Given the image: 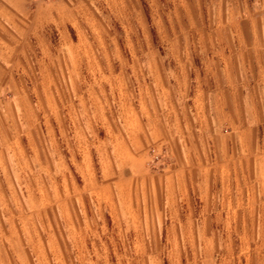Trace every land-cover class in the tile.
I'll use <instances>...</instances> for the list:
<instances>
[{
    "label": "rangeland",
    "instance_id": "obj_1",
    "mask_svg": "<svg viewBox=\"0 0 264 264\" xmlns=\"http://www.w3.org/2000/svg\"><path fill=\"white\" fill-rule=\"evenodd\" d=\"M41 1L56 20L18 0L24 19L0 45L1 228L30 214L61 245L49 240L50 264H264V123L232 122L264 113V0ZM59 3L79 27L62 25ZM110 129L132 157L116 154ZM180 166L191 202L172 205L164 185ZM179 206L196 216L191 235L167 234L189 221L157 219Z\"/></svg>",
    "mask_w": 264,
    "mask_h": 264
},
{
    "label": "crops",
    "instance_id": "obj_2",
    "mask_svg": "<svg viewBox=\"0 0 264 264\" xmlns=\"http://www.w3.org/2000/svg\"><path fill=\"white\" fill-rule=\"evenodd\" d=\"M35 1L37 2L35 9L32 10V13H30L33 15L34 19L44 11L48 15V21L56 20V5L54 6L51 3L50 5L47 3V1ZM17 4L18 0H0V45L7 41L8 36L11 34V29L16 32V28L21 26L19 20L22 21L24 19V12L21 8H18ZM58 6H60L59 14L62 25H71L74 28L79 27L78 16L75 13L76 10L67 3H59ZM3 58L5 57L2 56L0 50V67ZM244 98L247 103L251 99H254V97H251L250 95H247ZM259 99L260 101H264L263 96L258 97V100ZM195 105L198 115H201L203 111L201 92H198L196 95ZM234 107L236 108V103ZM124 108H126L127 121L131 124L130 135L132 141L136 144V147L143 149L145 147V141L142 136V123L140 117L138 114H135L134 111L129 112L133 107L127 102L124 103ZM244 117V119L240 116H238V118L234 117L232 122L251 125H260L264 123V113H261L259 110H256V112H250ZM255 129L256 128L254 126H247L238 133L243 146L248 152L251 149V139L254 138L256 131ZM110 134L115 140L114 147L116 154L119 155L122 160L132 157L130 141L120 133L113 134L111 129ZM252 154H254V152H252ZM258 156L263 155L259 154ZM258 156L256 157V162L264 163V161L259 159ZM261 163L256 169V171L259 172L256 180H259L262 183L255 184V186L264 187V167ZM164 187L166 189L165 196L168 198V202L172 205H182L183 203L191 202V199H189L191 198L190 184L188 181V176L185 174V169L183 167L180 166L175 168L172 173L168 174ZM18 218H22L24 224L26 225L25 228L20 229L19 232L16 228V221ZM194 218H196V216L193 215L192 210L188 207L183 208L182 206H179L175 211H172L170 208L169 213H160V215L157 216V219H169L170 221H189L185 223L172 222L169 227L170 230L168 229L167 232L168 235H174L177 229L180 230V234L182 235H191L192 224L190 221H192ZM7 221L10 225L8 228H1L0 226V264H34V255L40 260L41 264H50L48 262V252L50 248L49 240L51 241L55 251L58 252L61 247L59 241L56 240L54 235L47 234L46 238L42 230L32 227L31 216L27 213L17 214L16 212H12L8 216ZM12 252L17 253L19 262L16 260V256L11 254ZM5 253L6 255L8 254V256H6Z\"/></svg>",
    "mask_w": 264,
    "mask_h": 264
}]
</instances>
